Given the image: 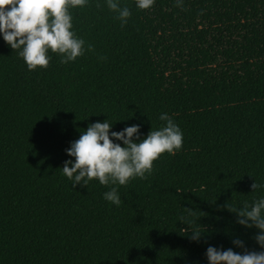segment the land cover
I'll return each instance as SVG.
<instances>
[{
  "label": "trees",
  "instance_id": "16d2710c",
  "mask_svg": "<svg viewBox=\"0 0 264 264\" xmlns=\"http://www.w3.org/2000/svg\"><path fill=\"white\" fill-rule=\"evenodd\" d=\"M119 2L124 25L103 0L69 9L85 41L69 63L49 51L46 68L28 70L0 38V264H207L208 245L261 251L258 229L226 205L264 194L250 187L264 183V0ZM161 112L182 147L115 185L119 206L103 199L113 185L62 174L89 123L139 124L142 138ZM187 208L199 240L178 221Z\"/></svg>",
  "mask_w": 264,
  "mask_h": 264
},
{
  "label": "clouds",
  "instance_id": "9594fccd",
  "mask_svg": "<svg viewBox=\"0 0 264 264\" xmlns=\"http://www.w3.org/2000/svg\"><path fill=\"white\" fill-rule=\"evenodd\" d=\"M134 2L137 9H148L154 4V0ZM87 3L88 0H0V38L16 51L28 70L46 68L51 59L49 51L56 53L61 63L72 62L84 53L85 41L76 36L69 9L84 7ZM103 3L116 13L121 25L127 23L131 15L127 6L122 7L119 0H103ZM175 4L182 8L183 0H175ZM87 49L91 51L92 45H87ZM157 119L163 123L150 128L142 138H139V124L109 131L113 122L107 118L89 123L65 149L70 159L60 167L62 174L73 186H88L94 178L101 185H113L103 193V199L119 206L121 198L115 185H125L136 177L144 178L151 173L153 161L162 153L171 155L182 147L183 132L172 117L161 112ZM250 187L252 191L264 193V183L254 181ZM226 207L236 213L238 224L258 229L255 241L261 251L241 253L234 252L231 247L222 250L208 245L205 250L207 264H264V194L253 197L250 203L243 201L240 207L228 204ZM193 216L195 211L189 209L178 221L188 226L189 238L195 241L200 239L202 230L192 226ZM232 243L244 247L242 240H233Z\"/></svg>",
  "mask_w": 264,
  "mask_h": 264
}]
</instances>
